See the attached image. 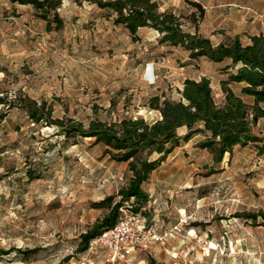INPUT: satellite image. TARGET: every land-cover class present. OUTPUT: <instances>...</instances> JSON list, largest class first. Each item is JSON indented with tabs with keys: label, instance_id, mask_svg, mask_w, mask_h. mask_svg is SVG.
Instances as JSON below:
<instances>
[{
	"label": "rangeland",
	"instance_id": "obj_1",
	"mask_svg": "<svg viewBox=\"0 0 264 264\" xmlns=\"http://www.w3.org/2000/svg\"><path fill=\"white\" fill-rule=\"evenodd\" d=\"M156 1L183 26L205 19L211 34L224 40L235 35L246 44L250 35H264V0ZM192 1L201 4L202 16ZM57 10L62 26L48 30L32 6L0 0V92L11 101L0 106V247H13L0 255V264H77L80 235L108 212L92 203L116 195L131 175L126 162L103 154V144L33 123L15 99L45 101L53 118L87 124L123 116L153 122L159 114L149 107L151 97L178 98L184 56L158 43L157 30L141 27L132 36L94 0H62ZM216 84L212 94L220 103ZM197 138L176 146L145 184L147 216L156 214L170 226L182 212L188 224L166 247L136 251L135 264L149 258L156 264H264L261 218L231 217L264 212V152L254 143L235 146L214 164ZM188 228L204 237L181 243ZM94 264H104L100 255Z\"/></svg>",
	"mask_w": 264,
	"mask_h": 264
},
{
	"label": "trees",
	"instance_id": "obj_2",
	"mask_svg": "<svg viewBox=\"0 0 264 264\" xmlns=\"http://www.w3.org/2000/svg\"><path fill=\"white\" fill-rule=\"evenodd\" d=\"M62 0H11L12 3L32 6L38 16L45 20L46 28L59 29L62 18L58 8ZM81 2L83 0H72ZM100 8H107L114 14V23L122 24L132 36L140 27H149L159 32L158 43L177 46L188 52V57H205L210 61L227 60V77L220 82L223 98L214 100L210 80L185 79L177 100L160 99L153 96L149 107L159 112L153 122L143 117H126L106 121L92 119L87 124L74 119L53 118L45 101L29 96H20L17 102L33 123L54 125L66 138H93L104 146L103 154L117 162H126L131 172L126 185L120 187L116 195H107L93 202L96 208H106L108 212L88 230L80 235L76 247L83 253L92 237L111 226L120 213V208L130 205L134 212L148 215L145 211L149 194L144 185L151 173L181 142H187L198 133L203 139L196 146L208 150L213 155L214 164H219L225 153L233 152L235 146L256 144L259 153L264 152V35L252 34L249 42L243 44L238 36L213 44L208 37L197 31L184 30L180 16L169 10H160L156 0H94ZM198 8L199 16L203 7L199 2H191ZM195 19V17H192ZM224 69V70H225ZM240 83L239 94L233 92L229 84ZM247 99V100H246ZM10 100L0 92V106L10 104ZM14 104V103H13ZM5 111H0V120ZM258 131L255 132V128ZM184 128L180 135L178 130ZM117 199L115 200V197ZM150 216V215H149ZM264 225V212H238L231 215ZM13 248V247H12ZM0 247V255L9 254L13 249ZM32 252V251H31ZM148 264H156L153 258Z\"/></svg>",
	"mask_w": 264,
	"mask_h": 264
},
{
	"label": "built area",
	"instance_id": "obj_3",
	"mask_svg": "<svg viewBox=\"0 0 264 264\" xmlns=\"http://www.w3.org/2000/svg\"><path fill=\"white\" fill-rule=\"evenodd\" d=\"M130 207L120 208L114 223L91 238L77 264H94L96 255H100L104 264H135L136 251L155 245L166 247L188 224L187 217L181 214L174 224L164 226L156 214L147 216ZM190 232L192 229L188 228L187 235Z\"/></svg>",
	"mask_w": 264,
	"mask_h": 264
},
{
	"label": "crops",
	"instance_id": "obj_4",
	"mask_svg": "<svg viewBox=\"0 0 264 264\" xmlns=\"http://www.w3.org/2000/svg\"><path fill=\"white\" fill-rule=\"evenodd\" d=\"M205 15H206V18H207L208 9H206ZM183 28H184V30L189 31L191 33L197 31L199 34H201V35H203L205 37H208L213 44H218L219 42L224 41V39H222L220 37L219 38L215 37L213 34H211L212 29H213L212 24L209 25V22H205V19L201 23L197 24V26L196 25L187 24V25H184ZM234 36L235 35H233V37ZM171 48H174L173 50H176L179 53H181L184 56V60H185L184 65L178 67V69H177V71L180 74V75H178V77H180V78L178 79V85H177V90H178V93H177L178 98L177 99H179V97H180V90L182 88L183 81L185 79L188 78V79L199 80L201 77H207L210 80L211 88H212V82L214 80L217 83L215 89H217V91H218V93L220 95V101H221L222 98H223V95H222V91H221V88H220V82H221V80H223V79H225L227 77V71L231 70V68L225 69L223 71L222 70H218V68L220 67L221 62L210 61V60H208L205 57H200V58H197V59H191V58L188 57V52L186 50H183L182 48L175 47V46H171ZM194 65H196V66H198L200 68V72L198 74H196L195 71L192 69V67ZM207 67L208 68H212L213 70L206 69ZM241 85L242 84L235 83V82L229 84V86L231 87L233 92L236 93V94H239ZM156 112L159 114L158 111H156ZM198 135L199 134L193 135L190 138V140H193L194 138H197L196 136H198ZM203 138H204V136L202 135L201 137H198L197 139H195V142H197V141H199V140H201ZM144 187H145V185H144ZM149 196H151V195L149 194ZM180 209H182V208H180ZM181 214H183V213L180 212L179 215H181ZM191 229H192V232H190L191 235H187V233H186V235H184L183 238L180 239L181 243H186L190 238L198 237V239L201 240V238L204 237V234H195L194 229L193 228H191ZM197 242H198V240H196L195 243H197ZM174 248L175 247H173V249Z\"/></svg>",
	"mask_w": 264,
	"mask_h": 264
}]
</instances>
